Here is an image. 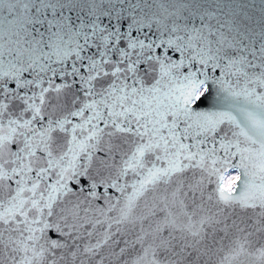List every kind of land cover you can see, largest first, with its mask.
<instances>
[{"label": "snow or ice", "instance_id": "1", "mask_svg": "<svg viewBox=\"0 0 264 264\" xmlns=\"http://www.w3.org/2000/svg\"><path fill=\"white\" fill-rule=\"evenodd\" d=\"M0 264H264V0H0Z\"/></svg>", "mask_w": 264, "mask_h": 264}, {"label": "water", "instance_id": "2", "mask_svg": "<svg viewBox=\"0 0 264 264\" xmlns=\"http://www.w3.org/2000/svg\"><path fill=\"white\" fill-rule=\"evenodd\" d=\"M248 2L250 4H256V5L260 4V0H248ZM115 195L119 196V193H115ZM225 243L227 244V241H225ZM225 251H226V249H225Z\"/></svg>", "mask_w": 264, "mask_h": 264}]
</instances>
